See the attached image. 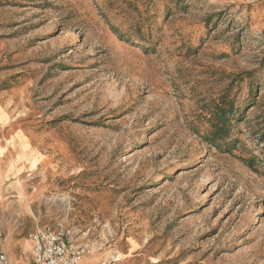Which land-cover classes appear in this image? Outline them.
Returning <instances> with one entry per match:
<instances>
[{
    "label": "rangeland",
    "instance_id": "374dc122",
    "mask_svg": "<svg viewBox=\"0 0 264 264\" xmlns=\"http://www.w3.org/2000/svg\"><path fill=\"white\" fill-rule=\"evenodd\" d=\"M0 136L90 264H264V0H0Z\"/></svg>",
    "mask_w": 264,
    "mask_h": 264
},
{
    "label": "crops",
    "instance_id": "0c3cea01",
    "mask_svg": "<svg viewBox=\"0 0 264 264\" xmlns=\"http://www.w3.org/2000/svg\"><path fill=\"white\" fill-rule=\"evenodd\" d=\"M3 139L0 136V254L5 253L12 264H31L34 243L30 234L47 227L41 225L40 211L32 209L35 200L20 181L26 161L21 156L12 157Z\"/></svg>",
    "mask_w": 264,
    "mask_h": 264
},
{
    "label": "built area",
    "instance_id": "2783aa9c",
    "mask_svg": "<svg viewBox=\"0 0 264 264\" xmlns=\"http://www.w3.org/2000/svg\"><path fill=\"white\" fill-rule=\"evenodd\" d=\"M70 232L62 225L57 230L38 229L30 234L34 243V260L31 264H90L86 259L93 250L84 242L72 241ZM0 264H12L5 253Z\"/></svg>",
    "mask_w": 264,
    "mask_h": 264
}]
</instances>
